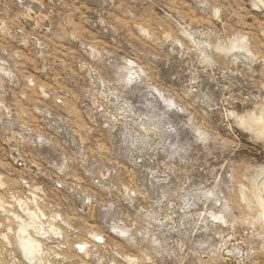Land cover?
Instances as JSON below:
<instances>
[{
	"label": "rangeland",
	"instance_id": "1",
	"mask_svg": "<svg viewBox=\"0 0 264 264\" xmlns=\"http://www.w3.org/2000/svg\"><path fill=\"white\" fill-rule=\"evenodd\" d=\"M0 264H264V0H0Z\"/></svg>",
	"mask_w": 264,
	"mask_h": 264
}]
</instances>
